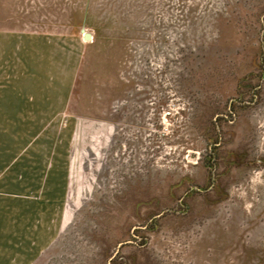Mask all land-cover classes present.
<instances>
[{
  "label": "rangeland",
  "instance_id": "obj_1",
  "mask_svg": "<svg viewBox=\"0 0 264 264\" xmlns=\"http://www.w3.org/2000/svg\"><path fill=\"white\" fill-rule=\"evenodd\" d=\"M0 30V264H264V0H0Z\"/></svg>",
  "mask_w": 264,
  "mask_h": 264
},
{
  "label": "crops",
  "instance_id": "obj_2",
  "mask_svg": "<svg viewBox=\"0 0 264 264\" xmlns=\"http://www.w3.org/2000/svg\"><path fill=\"white\" fill-rule=\"evenodd\" d=\"M16 34H19V33L0 30V114L2 113L1 110L3 107V92H2V86H1V75H2V67H3V50H4L3 36L16 35Z\"/></svg>",
  "mask_w": 264,
  "mask_h": 264
},
{
  "label": "water",
  "instance_id": "obj_3",
  "mask_svg": "<svg viewBox=\"0 0 264 264\" xmlns=\"http://www.w3.org/2000/svg\"><path fill=\"white\" fill-rule=\"evenodd\" d=\"M92 39V36L88 33H85L84 34V40H91Z\"/></svg>",
  "mask_w": 264,
  "mask_h": 264
},
{
  "label": "trees",
  "instance_id": "obj_4",
  "mask_svg": "<svg viewBox=\"0 0 264 264\" xmlns=\"http://www.w3.org/2000/svg\"><path fill=\"white\" fill-rule=\"evenodd\" d=\"M214 129H216V128H214Z\"/></svg>",
  "mask_w": 264,
  "mask_h": 264
}]
</instances>
